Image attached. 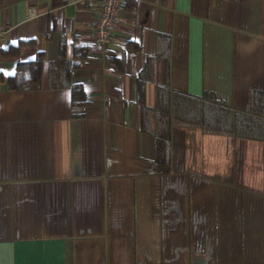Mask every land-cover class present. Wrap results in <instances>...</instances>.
Here are the masks:
<instances>
[{
    "label": "crops",
    "instance_id": "1",
    "mask_svg": "<svg viewBox=\"0 0 264 264\" xmlns=\"http://www.w3.org/2000/svg\"><path fill=\"white\" fill-rule=\"evenodd\" d=\"M100 7L0 0V51L24 45L0 60V264H264V0H121L104 49ZM75 47L77 118L56 66ZM39 56L40 89L10 92ZM166 96L238 130L172 119L163 173L143 109Z\"/></svg>",
    "mask_w": 264,
    "mask_h": 264
},
{
    "label": "trees",
    "instance_id": "2",
    "mask_svg": "<svg viewBox=\"0 0 264 264\" xmlns=\"http://www.w3.org/2000/svg\"><path fill=\"white\" fill-rule=\"evenodd\" d=\"M24 45H18L16 47H10L5 51H0V60L7 59H17L21 49ZM86 49L81 47L73 48L70 53L69 58L64 49H61L59 61L56 63L57 68L59 69V82L63 83L70 90V108L73 114V117L77 118L76 113L82 111L86 107V95L81 86L68 84L70 80L71 73L73 70L78 69L86 60ZM43 59L41 56L37 57L34 62L28 64H17L15 75L12 78L6 80L8 90L10 92H32L40 89L41 86V75H42ZM1 81H4L3 78H0ZM204 99V98H203ZM171 97L169 96L162 97L161 103L157 108H154L152 111L148 109H143L145 112V117L150 119L152 127L148 129L150 133L155 138V162L153 166L160 167L163 173H167L170 168V132H171V121L174 120H183L186 121L189 116L193 117L196 123L205 125V129L209 131L219 132L226 129V132L229 131L236 133L238 127L233 125L230 128H223L222 122H225L226 119L218 117L216 114H209V126L205 123L206 119L200 115L197 108H201V101L194 100L191 104L188 103V109L191 108V112L187 115L184 109L172 111L170 106ZM177 98H172L171 104L172 107L176 103ZM205 100V99H204ZM182 110V111H181ZM209 116L211 118H209ZM238 114L233 116V119L230 121L236 123ZM190 119H188L189 121ZM192 121V120H191ZM193 122V121H192ZM226 123L227 120H226Z\"/></svg>",
    "mask_w": 264,
    "mask_h": 264
},
{
    "label": "built area",
    "instance_id": "3",
    "mask_svg": "<svg viewBox=\"0 0 264 264\" xmlns=\"http://www.w3.org/2000/svg\"><path fill=\"white\" fill-rule=\"evenodd\" d=\"M101 7L94 24V42L101 48H106L113 37V29L118 24L121 0H100ZM6 30L0 28V40Z\"/></svg>",
    "mask_w": 264,
    "mask_h": 264
}]
</instances>
